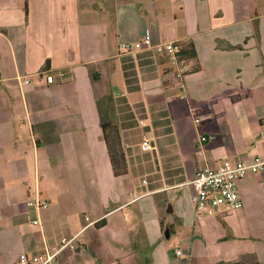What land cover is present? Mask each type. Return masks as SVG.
Returning <instances> with one entry per match:
<instances>
[{
  "label": "crops",
  "instance_id": "crops-1",
  "mask_svg": "<svg viewBox=\"0 0 264 264\" xmlns=\"http://www.w3.org/2000/svg\"><path fill=\"white\" fill-rule=\"evenodd\" d=\"M146 34L193 46L183 89L164 55L120 50ZM262 151L264 0H0V264L70 238L53 264H264V170L236 210L191 200L197 170Z\"/></svg>",
  "mask_w": 264,
  "mask_h": 264
},
{
  "label": "built area",
  "instance_id": "built-area-1",
  "mask_svg": "<svg viewBox=\"0 0 264 264\" xmlns=\"http://www.w3.org/2000/svg\"><path fill=\"white\" fill-rule=\"evenodd\" d=\"M141 49H153L157 54L164 55L170 64L172 79L178 88L184 87V74L186 72V60L180 54L181 43L178 41L155 42L148 34L133 42L120 43V50L124 53H133ZM39 76H43L46 83L55 82V77L47 70L38 72ZM64 73H60L62 77ZM22 83L30 82L29 75L18 77ZM190 112H194L195 108L190 107ZM194 122L199 123V118L194 117ZM209 136L200 133L199 142H204ZM143 150H152L154 145L147 137L141 142ZM264 170V151L257 154L252 161L237 160L231 163L228 160H222L217 166H205L196 171L191 180L194 193L191 197L194 211L197 215L204 214H225L231 210L241 207V198L238 192V181L248 173H256ZM27 206L31 209L39 211L48 206L46 199L40 198L37 194L27 201ZM87 219V218H85ZM34 224L39 225L38 218L33 219ZM73 238L62 239L60 246L56 249L46 250L43 253L28 255L22 252L18 255L15 264H53L58 252L67 247L72 246ZM175 254L180 256L182 253L179 249L175 250ZM189 264V262H186Z\"/></svg>",
  "mask_w": 264,
  "mask_h": 264
},
{
  "label": "trees",
  "instance_id": "trees-1",
  "mask_svg": "<svg viewBox=\"0 0 264 264\" xmlns=\"http://www.w3.org/2000/svg\"><path fill=\"white\" fill-rule=\"evenodd\" d=\"M180 54L185 60L194 57L193 46L191 44H185V45L181 44ZM110 125L111 123L109 121H107L106 119H101V126L103 130H106V128L109 127ZM106 142H107V148H108L110 155L116 154L120 160V164H121L123 171H126L125 159H124V155L120 148L119 137L117 133L113 132L111 141L108 142V140L106 139ZM247 257L249 261L251 262V264H259L253 255H248ZM236 262L237 261H235V263Z\"/></svg>",
  "mask_w": 264,
  "mask_h": 264
},
{
  "label": "rangeland",
  "instance_id": "rangeland-1",
  "mask_svg": "<svg viewBox=\"0 0 264 264\" xmlns=\"http://www.w3.org/2000/svg\"><path fill=\"white\" fill-rule=\"evenodd\" d=\"M222 264H251V262L249 261L248 257H244L243 259L237 260L236 263L235 261H233V262H227V263H222Z\"/></svg>",
  "mask_w": 264,
  "mask_h": 264
}]
</instances>
